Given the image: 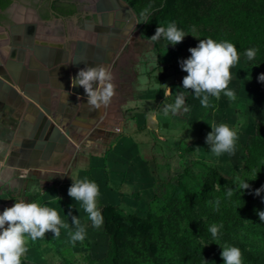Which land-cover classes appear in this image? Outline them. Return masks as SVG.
<instances>
[{
    "label": "crops",
    "instance_id": "0c3cea01",
    "mask_svg": "<svg viewBox=\"0 0 264 264\" xmlns=\"http://www.w3.org/2000/svg\"><path fill=\"white\" fill-rule=\"evenodd\" d=\"M198 43L199 38L195 35H186L175 46L163 37L154 42L146 41L147 51L141 55L156 54V58L144 61L151 63L145 70L142 69L143 62L139 63L134 84L122 92L120 133L99 141L84 142L76 150H62L58 141H46L49 145L44 142L47 130H40L37 113L30 110L35 89L54 88L49 81L54 73L35 66L38 63L33 56L28 55L25 62L24 53L12 57L0 55V64H5L9 58L18 60L20 55L24 65L19 66L16 78L5 68V75L0 74V139H7L4 146L0 145V155L6 151L0 157V213L23 199L55 208L61 219L69 224V229H60L59 237L49 232L43 239L29 241L28 251L22 258L26 263L43 264L47 246H72L69 243V232L75 230L71 224L72 216L78 217L86 228L85 240L77 241L75 246H107L104 208L126 206L138 209L146 205L153 194V186L167 176L166 155L174 142L194 149L196 153L204 150L207 154L208 151L207 159L202 160L214 161L215 155L206 145V136L212 131L209 124H236L231 117L238 114L235 108H246L258 97L255 73L259 72L240 58L231 69L233 78L229 83L236 95L234 101L222 93L219 99L210 97V107L204 108L191 90L183 89L185 107L189 111L165 116V104L174 103L179 93H173V89L182 90V80L187 75L179 62L187 59L191 55L188 49ZM45 100L40 96L43 105ZM38 110L41 111L40 107ZM85 177L99 186L97 204L103 216L99 229L92 226L81 204L68 195L73 180Z\"/></svg>",
    "mask_w": 264,
    "mask_h": 264
},
{
    "label": "rangeland",
    "instance_id": "374dc122",
    "mask_svg": "<svg viewBox=\"0 0 264 264\" xmlns=\"http://www.w3.org/2000/svg\"><path fill=\"white\" fill-rule=\"evenodd\" d=\"M121 1L133 12L136 23V27L129 34V40L133 39L131 47L133 54L129 65L123 70L125 81L122 83L121 88L122 114V92L124 89L128 90L134 84L136 66L143 62L142 69L145 70L151 66V63L145 64L144 61H151L156 58V54H152L150 57L141 54L147 51L146 46L148 43L146 44V41L153 42L150 38L155 35L156 28L160 26L158 24L162 21V17L155 14L159 12L164 0ZM198 1L200 2V9L198 10L201 15L200 18L194 14V8L192 7H195V5L189 6V0H175L173 6L181 7L184 5L188 10L183 14L176 12L172 22H180V25L184 26L182 31L185 35H195L200 39L212 38L218 41L223 37L225 39L226 34L223 35L222 32L228 33L233 29L232 21L228 20L233 9L244 5L248 0ZM249 1L264 3V0ZM142 12L144 13L143 16L141 15ZM164 20L169 23L171 19L164 18ZM149 46L152 48L150 44ZM148 50L150 51V49ZM237 52L239 57L247 62V65L251 68H253L251 65H255L261 60L260 56H255L249 60L241 50L237 49ZM54 69L52 68L50 73ZM261 74V72L259 74L256 72L255 76L258 78ZM257 80L258 97L246 108L243 106L235 108V110H238V114L231 117L234 118L236 124L230 125L228 123L229 127L238 132L235 154L224 153L219 157L209 156V158L213 157L214 161H207L211 167L217 169L222 178L220 184L217 181L211 184L213 191L216 193L213 197L207 199V196L205 200H202L199 197L201 193L198 192L194 194L192 202L189 201L191 192H197L199 189L198 186H193L194 183L188 179V173L191 172L189 164L195 159H207L209 148L206 147L208 148L206 150L207 154L204 153V150L201 151L202 153L200 151L196 153L194 149L174 142L169 154L166 155L169 167L167 176L153 186V194L148 203L138 209L126 206L119 207L123 209L124 216L132 213L140 218L149 214L156 217H169L173 229L172 232H166V236L162 240L157 235L154 236L152 241H155V244L151 242L147 246H142L136 240L139 239L138 233L133 226L125 222V234L128 235L130 241L121 246L119 255L121 264H224L221 258L224 246L238 247L242 252L243 264L264 262V222L260 221L257 215L258 211L255 209L245 215L240 212L241 200L246 198L254 189L253 173L246 163L242 146L254 134L257 124L264 125V82ZM49 81L50 85L54 87L61 80L54 72ZM35 93L39 98L43 96V99H47L48 95L45 87L42 91L35 89ZM36 107L32 106L30 110L36 113ZM37 108H39V105ZM80 109H82L81 106L69 108V115H73L74 111L77 112ZM225 123L227 124V122ZM110 134L114 133H109L107 136ZM6 140L0 139L1 147L4 146ZM87 141L94 142L95 140L89 137L85 142ZM10 146L12 149L13 145L10 144ZM194 171L196 174L198 173L197 168ZM244 183H248L250 187L242 189ZM229 188L232 189V195L230 196L227 195ZM217 199L220 202L218 210L215 206ZM184 206H189V208L184 210ZM212 225H222V227H219L216 238H213L209 231ZM130 242L132 245L129 244ZM47 250L43 264H109V239L107 240V246H47ZM192 251L198 252L201 259H195L194 254H191Z\"/></svg>",
    "mask_w": 264,
    "mask_h": 264
},
{
    "label": "clouds",
    "instance_id": "9594fccd",
    "mask_svg": "<svg viewBox=\"0 0 264 264\" xmlns=\"http://www.w3.org/2000/svg\"><path fill=\"white\" fill-rule=\"evenodd\" d=\"M141 15L143 16L144 13L142 12ZM185 36V33L172 22L166 27L158 26L155 35L150 39L155 41L163 37L169 44L175 46L182 42ZM188 51L191 55L179 62L181 69L187 73L182 80L183 89L191 90L204 108L210 107V97L219 99L222 93L234 101L236 95L234 90L229 88V83L233 78L231 69L240 59L236 46L228 41L217 42L207 38L201 39L196 47H191ZM256 51V49H248L245 55L251 60L255 57ZM112 79L111 72L103 64L88 66L80 69L77 76L72 78V86L78 84L83 87L90 109H100L102 106H107L115 95ZM258 79L264 82V74ZM94 84H96L95 88ZM181 110L185 113L189 111V108L185 107V92H179L174 103L165 104L163 114L175 115ZM209 126L212 131L207 134L206 143L210 147V152L217 157L224 153L234 155L238 141L237 130L224 123L213 122ZM249 187L248 183H244L242 189ZM262 191L264 186L256 189L255 195L259 196ZM68 195L81 204L92 226L99 229L103 224V216L97 204L100 195L97 183L86 177L73 180ZM227 195H232V189L227 190ZM219 203L217 199L215 202L217 210ZM257 215L260 221L264 222V211H258ZM71 219L75 230L69 232V243L75 246L77 241L85 240L86 228L78 217L72 216ZM219 227L222 225H212L209 228L213 238L217 237ZM61 228L69 229V224L61 219L55 208L37 202H26L23 199L16 201L12 207L5 208L0 213V264H22V258L28 251L29 241L43 239L49 232L53 233L54 237H59ZM221 258L224 264H243L242 252L235 246H224Z\"/></svg>",
    "mask_w": 264,
    "mask_h": 264
},
{
    "label": "trees",
    "instance_id": "16d2710c",
    "mask_svg": "<svg viewBox=\"0 0 264 264\" xmlns=\"http://www.w3.org/2000/svg\"><path fill=\"white\" fill-rule=\"evenodd\" d=\"M175 0H164L163 5L159 12L155 15L162 17V21L158 25L166 27L169 23H172L176 12L183 14L187 11L186 6H173ZM190 5L194 6V14L200 18L201 15L198 13L200 9L198 0H189ZM190 9V8H189ZM164 18L171 19L170 22L164 20ZM229 21H232L233 31L222 34L225 35V39L220 38L217 42L228 41L236 46V49L241 50L243 53L248 49H256V55L260 56L261 60L255 65H251L264 74V3L247 1L244 5H241L237 9H233L232 15L228 17ZM147 21H149L147 19ZM179 30L184 28L180 25V22L173 21ZM199 37V41H200ZM154 42V41H153ZM181 89H173V93L176 91L182 92ZM243 153L246 157V163L251 168L253 173L254 189L251 191L246 198H243L240 202V212L242 215L250 213L252 209L257 211H264V191L259 196L255 195V190L264 186V125L257 124L255 127L254 134L248 138V140L242 146ZM190 171L188 173V179L192 181L193 186H198L197 192H191L189 195V201L192 202L194 194L201 193L199 196L202 200L210 199L216 193L211 187L215 181L222 182L220 173L206 160L195 159L189 164ZM197 168V174L194 171ZM201 189V190H200ZM189 204L191 205V203ZM189 206H184L183 209L187 210ZM103 215L106 221L105 233L109 239V264H121L119 262V255L121 252V246L124 243H128L130 239L125 234V225L127 222L130 226H133L134 230L138 233L139 239H136L142 244L147 246L148 243L153 242L154 236H158L161 240L165 238L166 232H172V223L170 218L156 217L153 215H147L146 217L140 218L132 213L124 216L123 209L119 207L108 206L103 210ZM157 243V241H156ZM131 244V242L129 243ZM155 244V241L153 242ZM132 245V244H131ZM151 245V244H150ZM137 251V250H136ZM139 251V250H138ZM137 251V252H138ZM191 254L195 256V259L199 258L198 252L192 251ZM22 264H28L22 259ZM258 264H264L260 262Z\"/></svg>",
    "mask_w": 264,
    "mask_h": 264
},
{
    "label": "flooded vegetation",
    "instance_id": "af4514ba",
    "mask_svg": "<svg viewBox=\"0 0 264 264\" xmlns=\"http://www.w3.org/2000/svg\"><path fill=\"white\" fill-rule=\"evenodd\" d=\"M94 7V0H0V55L12 57L22 54V51L16 52L17 49H24L18 45L28 46L34 40L39 46L54 49L55 55L53 59L49 54H44L47 55L45 58L42 52H37V58L32 55L38 63L35 65L37 67L65 64L75 70L74 58L80 53L91 59L102 58L94 63L101 65L106 54L105 46L110 49L115 42L109 43L108 39L98 36L100 31L93 17ZM126 24L127 28L132 29V20ZM111 27L107 29L111 30ZM15 37L25 40L16 43L20 40H15ZM31 54H22L23 61L27 62Z\"/></svg>",
    "mask_w": 264,
    "mask_h": 264
},
{
    "label": "built area",
    "instance_id": "2783aa9c",
    "mask_svg": "<svg viewBox=\"0 0 264 264\" xmlns=\"http://www.w3.org/2000/svg\"><path fill=\"white\" fill-rule=\"evenodd\" d=\"M131 20L133 22V26L132 29H130V31H132L136 27V23L134 19L132 18ZM123 21H121L120 24L121 27H124ZM120 25L118 24V26L116 27H119ZM113 31L115 30L113 29ZM130 31L128 32L127 37L123 40H118L117 38L116 39L111 38L110 40L108 39L109 43L115 42V44L114 46L112 45L113 47L110 49H108L105 46L106 54L104 55L105 58L103 59L101 64L103 65L106 64L108 66V71L111 72L112 74L113 79L111 82L115 85V95L112 97L111 102L107 106H102L100 109H96L98 115L97 114L95 115L96 112L94 113L93 111H87L88 113L85 115V120L86 118L89 119V126L87 124V126L83 127V132L80 135V137L71 135V132L73 131L72 130L73 126L77 125L78 121L76 119H78L79 117L78 115H81L82 112L74 111L73 115H70L71 118H68L66 116L67 108H73V106H79L80 101L82 100L87 101L88 99L82 97L81 95H77L72 91H70V93L67 92L69 88H73L72 78L74 75L77 76L75 74V70L69 68L68 66H65V64H61L50 68L46 66L39 67L41 70L45 72H51L50 70L52 68H55L54 71H52V73L54 72L57 73V75L61 80L60 83L62 81L65 82V83L64 82L61 83L62 84L61 89L58 88L47 89L49 104L55 105V108L49 110V113L53 116L55 120L62 121L65 118L70 120L67 122L66 130H61V132L64 134L65 138L68 139L69 143L73 148H75V150L89 137L92 140L99 141L105 138L109 133L118 134L121 131V122H122L121 88H122V83L125 81L124 79L125 75L123 73V70L127 68V66L129 65L131 56L133 54L131 49L133 44L132 41L133 39L129 40ZM63 85H65V89L63 88ZM95 87L96 84H94V88ZM65 92H67L68 94H66ZM66 95H68L67 99H66ZM73 97L76 98L75 102L73 101Z\"/></svg>",
    "mask_w": 264,
    "mask_h": 264
},
{
    "label": "water",
    "instance_id": "95a60500",
    "mask_svg": "<svg viewBox=\"0 0 264 264\" xmlns=\"http://www.w3.org/2000/svg\"><path fill=\"white\" fill-rule=\"evenodd\" d=\"M117 1L119 3H122L124 8L118 9L116 6ZM94 9H95V14L93 15V17L96 19V22L99 24V26H97L98 31H100V34L98 35L100 38H104V40L106 39H111L113 38L111 36V34L114 32L113 30H109L107 29V27H110L112 25V23L115 26H118V24H121V21L127 19V17H132L133 19H135V16L133 14V12L128 8V6H126V4H124L121 0H94ZM18 47H22L24 49H17L16 52H27L28 54L31 52L33 56H35V58H37L38 54L37 52H42L44 54H49V57H51L52 59L54 58V49H51L49 47H42L39 46L37 44L34 43V40L30 41V45H22L19 44ZM29 51V52H28ZM45 58H47V55H44ZM24 59V58H23ZM102 58H93L91 59L90 57H84L81 53L78 54L74 60H75V64H76V69H75V74L77 75V73L79 72L80 69H83L85 67L88 66H95V62L98 63L99 61H101ZM14 60V59H13ZM88 60H90L88 62ZM58 63L59 59L56 60ZM92 61V62H91ZM23 65V64H22ZM24 66V65H23ZM48 68H50L51 66L47 65ZM0 68L2 69V67L0 66ZM3 70V69H2ZM24 70V67H23ZM0 74L5 75V71H0ZM76 77L75 75L73 76V78ZM12 81V80H11ZM15 81V80H14ZM16 82V81H15ZM14 83V82H13ZM78 86V85H77ZM73 87V93L77 94V95H81L82 97L87 98V95L84 91V89H80V85L77 87ZM94 87V85H93ZM24 92V91H23ZM75 97H73V101L75 102ZM32 106H36L38 103L35 99L32 98L31 100ZM39 105V104H38ZM39 108L36 107L35 111L37 110V120H38V124L40 127L41 131L47 130V136L45 137L44 142L48 141L49 143H53L55 141H58L59 144H63L64 141H67L64 134L61 132V130H66V126H67V122L68 119H64L62 121H58L55 120L53 118V116L48 112V110L40 111L38 110ZM49 116V117H48ZM55 123V124H53ZM58 139V140H57ZM43 140H41L42 142ZM47 143V142H46ZM49 143H47L49 145ZM6 152V151H5ZM5 152L3 154L0 155L4 156Z\"/></svg>",
    "mask_w": 264,
    "mask_h": 264
},
{
    "label": "bare ground",
    "instance_id": "6f19581e",
    "mask_svg": "<svg viewBox=\"0 0 264 264\" xmlns=\"http://www.w3.org/2000/svg\"><path fill=\"white\" fill-rule=\"evenodd\" d=\"M116 6H117V8L118 9H121V8H124V6H123V4L122 3H119L118 1H117V3H116ZM130 19H132V17H127V19H126V22L128 21V20H130ZM124 22V27H121V25L119 26V27H116L114 24L113 25H111L110 27L112 28L111 30H115L112 34H111V36L113 37V38H117L118 40H123V39H125L126 37H127V34H128V32L130 31V29L131 28H127L126 27V22H125V20L123 21ZM129 23V22H128ZM126 24V25H125ZM110 30V29H109ZM19 34H20V30H19ZM22 38V37H21ZM15 40H20V38H18V37H15ZM14 40V41H15ZM25 40V38L23 39V40H20V41H15L16 43H22L23 41ZM102 42V41H101ZM25 43V42H24ZM106 43H107V41H106ZM27 53V52H26ZM28 54V53H27ZM2 56V55H1ZM31 56H32V54H31ZM22 57H20L19 56V58H18V60H13V59H11V58H9L6 62H5V64H3V62H2V64H0V66L2 67V69H6L7 71H9L10 72V74L11 75H13V78H16L17 76V73H18V70L20 69V65H22ZM107 69H108V66L105 64L104 65ZM61 86H62V84L60 83V84H57V85H54V88H60L61 89ZM63 88L65 89V85H63ZM34 90V89H33ZM67 90V89H66ZM70 90L71 91H73V89L72 88H69L68 90H67V92L68 93H70ZM16 94V93H15ZM31 98H33V99H35L36 101H37V103L39 104V107H40V109H41V111H45V110H48V112H49V110H51V109H54V108H51V107H53V106H55V105H50L49 104V101H48V96H47V99L45 100V102H44V104L45 105H43V103L42 102H40L39 101V97H38V95L36 94V93H33L32 92V97ZM83 101V102H82ZM82 101H80L79 102V104L82 106V109L80 110V111H82V113H81V115H78L79 117H78V119H76L78 122H77V125L75 126H73V124H72V126H73V128H72V132H71V135H75V136H77V137H80V135L82 134V132H83V127H85V126H87V124H88V126H89V119L88 118H86V120H85V115L87 114V111H93L94 113H95V115L97 114L98 115V113H97V111H96V109H94V110H92V109H90L89 108V106H88V104H87V101L86 100H82ZM79 105V106H80ZM45 109V110H43V109ZM67 112H69V109L68 110H66ZM78 111V110H77ZM83 113H85V114H83ZM68 118H71L70 117V115H66ZM92 118H94V117H92ZM67 119V118H66ZM68 121H70V120H68ZM72 122V121H71ZM70 122V123H71ZM69 123V124H70ZM53 124H55V123H53ZM66 140L67 141H64V143L63 144H58L59 145V148L60 149H62V150H64V148L65 149H69V150H73L72 148H71V145H70V143H69V141H68V139L66 138ZM76 141V140H75Z\"/></svg>",
    "mask_w": 264,
    "mask_h": 264
}]
</instances>
